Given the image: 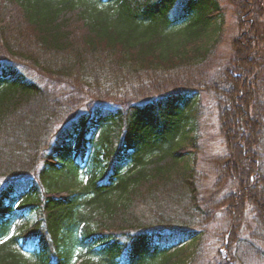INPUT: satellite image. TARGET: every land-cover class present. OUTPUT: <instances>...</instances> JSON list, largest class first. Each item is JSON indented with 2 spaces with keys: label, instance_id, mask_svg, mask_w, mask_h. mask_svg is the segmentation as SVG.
<instances>
[{
  "label": "trees",
  "instance_id": "trees-1",
  "mask_svg": "<svg viewBox=\"0 0 264 264\" xmlns=\"http://www.w3.org/2000/svg\"><path fill=\"white\" fill-rule=\"evenodd\" d=\"M229 2L217 58L216 0H0V264H174L188 240L189 264L260 259L264 0ZM201 95L220 140L208 188L187 129ZM90 153L104 165L83 183Z\"/></svg>",
  "mask_w": 264,
  "mask_h": 264
},
{
  "label": "rangeland",
  "instance_id": "rangeland-1",
  "mask_svg": "<svg viewBox=\"0 0 264 264\" xmlns=\"http://www.w3.org/2000/svg\"><path fill=\"white\" fill-rule=\"evenodd\" d=\"M219 3V7L221 9L222 13V20H218L219 24V32L216 37L217 43L215 48V55L217 58L222 56H228L230 53V43L233 37L237 34V18H236V11L234 7L231 5L229 0H216ZM32 73V72H30ZM31 77L34 79L38 78L34 74H30ZM195 107V115H197V119H195L194 124L190 125L187 129L189 130L188 135L190 137H195L198 139V143L202 144L201 152L198 153L196 156V159L193 160L197 164V169L200 172H203L205 174V177L203 178V187L208 188L209 184L213 178V156L217 153L219 149V137L216 130V121L214 118V110L212 108L211 100L205 96L201 95L199 99H197ZM89 137V135L87 136ZM93 156L91 153L89 154L88 158L86 159V163L81 167L79 170L78 177L80 181L83 183L89 178L92 171L95 168H98L97 164L93 162ZM99 158L98 160H100ZM190 160V163H193L194 161ZM98 170V169H96ZM207 174V175H206ZM62 180L63 179H59ZM60 182V181H59ZM70 180L67 177V180L65 183H69ZM71 184H74V182H70L68 186ZM81 184V183H80ZM80 184H75L74 188L78 187ZM72 188V185L70 186ZM35 221V215L33 212H28L24 216H18L15 215L12 217L11 221V233L16 234L18 233V229H20L22 226L31 225ZM216 227L218 230L216 231H224L223 227V220L219 219L215 222ZM206 235L207 238L205 239L206 244H210V241H212V236L216 234L215 230L213 229V226H210V228H207ZM214 232H212V231ZM250 231V229L248 230ZM222 237V234L219 235ZM176 246V247H175ZM258 248L261 251V255L259 256L260 259H251L248 264H264V248L260 247L258 245ZM198 249V243L196 241L188 240L181 245L177 246L174 245L173 249L170 250V254L177 252V250H182V255L177 258L174 262V264H189L191 262V259L195 253V251ZM176 255V253H175ZM85 258H78V261L76 264H81L84 261Z\"/></svg>",
  "mask_w": 264,
  "mask_h": 264
}]
</instances>
